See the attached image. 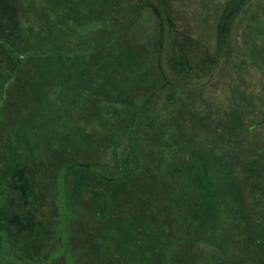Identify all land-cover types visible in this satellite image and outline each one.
<instances>
[{"label":"trees","instance_id":"trees-1","mask_svg":"<svg viewBox=\"0 0 264 264\" xmlns=\"http://www.w3.org/2000/svg\"><path fill=\"white\" fill-rule=\"evenodd\" d=\"M243 4L209 55L147 0H0V264H264V137L194 81Z\"/></svg>","mask_w":264,"mask_h":264},{"label":"rangeland","instance_id":"rangeland-1","mask_svg":"<svg viewBox=\"0 0 264 264\" xmlns=\"http://www.w3.org/2000/svg\"><path fill=\"white\" fill-rule=\"evenodd\" d=\"M147 1L156 7L155 14L152 8L145 7L137 23L140 27L139 29L142 30V27L148 29L151 35H153L157 31L156 20L165 21L168 25L174 24L179 31H183L184 34L190 37L189 41H195L196 45H203L206 51L211 50L210 52L208 51L209 55L212 54L218 42L216 41L217 35L215 29L222 14L229 11L227 9L228 6L233 7L235 3H245L237 11L239 15L237 21L234 23L232 21V26H227L225 29H228L225 38L228 35L231 43L232 40L235 41L233 42L235 47L233 46L234 48L231 52L244 53V55L241 54L240 56V63L239 60L236 61L234 58V62L239 63L238 67H233V69H231L232 67H227L225 73L221 72L220 75L215 74L211 78L198 72L196 75L198 78L194 79V81L203 83L204 85L207 84L202 92L203 99L208 100L217 107L219 106L221 110L228 111L231 107L238 108L240 120L245 121V124H248V126L252 124L250 132L262 134L264 137V66L260 68L259 65L251 64V61L247 67L246 64L245 66L241 65L243 61L242 57L246 61V54H248L246 47L242 50L241 45L249 39V34H253V31L258 30L261 33L259 51L264 56V0ZM156 11L158 12L156 13ZM255 20L256 23H254ZM245 21H248L250 24L253 21V29L256 28L255 26L257 28L246 32L247 29L244 27ZM141 33L138 31L137 39L147 36ZM165 33L167 36V30H165ZM166 36H164L165 41ZM196 45L194 46L196 49L192 48L190 61L194 67L200 68L202 64L201 58H206L207 56L203 54L201 56V52ZM89 259V264H92V259ZM60 264H64L63 260L60 261ZM82 264H86L85 257Z\"/></svg>","mask_w":264,"mask_h":264}]
</instances>
